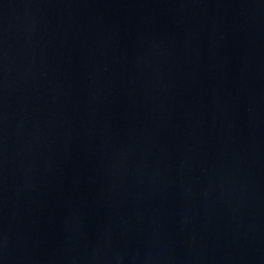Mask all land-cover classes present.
Returning <instances> with one entry per match:
<instances>
[{
  "label": "water",
  "instance_id": "1",
  "mask_svg": "<svg viewBox=\"0 0 264 264\" xmlns=\"http://www.w3.org/2000/svg\"><path fill=\"white\" fill-rule=\"evenodd\" d=\"M0 264H264V0H0Z\"/></svg>",
  "mask_w": 264,
  "mask_h": 264
}]
</instances>
